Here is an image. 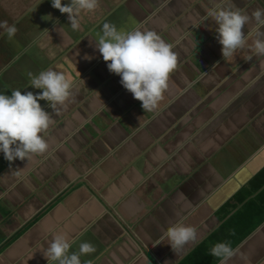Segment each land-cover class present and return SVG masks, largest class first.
I'll return each mask as SVG.
<instances>
[{
    "label": "crops",
    "instance_id": "1",
    "mask_svg": "<svg viewBox=\"0 0 264 264\" xmlns=\"http://www.w3.org/2000/svg\"><path fill=\"white\" fill-rule=\"evenodd\" d=\"M219 6L250 15L264 0H99L79 31L52 0H0V21L18 29L11 39L0 29V94L41 93L27 74L49 68L74 85L59 113L38 101L53 121L44 154L0 153V264H48L58 233L70 252L95 247L82 264H220L210 249L221 242L236 252L228 264H264V56L223 58L207 17ZM105 22L174 46L155 111L96 49ZM180 221L197 237L175 254L160 237Z\"/></svg>",
    "mask_w": 264,
    "mask_h": 264
},
{
    "label": "clouds",
    "instance_id": "2",
    "mask_svg": "<svg viewBox=\"0 0 264 264\" xmlns=\"http://www.w3.org/2000/svg\"><path fill=\"white\" fill-rule=\"evenodd\" d=\"M99 0H70L65 5L63 0H52V7L62 14H67L73 31L81 29L82 13H93ZM216 25L217 39L222 45L225 60L235 56L237 51L248 48L246 57L264 56V9H255L251 14L231 7H214L207 12ZM253 25L247 35L243 29ZM9 39L18 29L8 21H0ZM95 47L107 63L110 73L121 78L122 86L134 99L141 102L145 113L155 111L168 89L170 75L177 68L178 58L173 45L152 30H118L114 24L105 22L102 34H98ZM30 86L41 89L39 94L13 90L11 95L0 94V153L4 159L14 162L17 159L30 162L36 155L46 152L49 145L42 134L47 133L53 123L50 113L42 108L38 101H47L48 107L59 113L72 95V81L62 71L49 68L38 75L29 72ZM20 170L15 174L19 175ZM197 231L180 221L170 226L160 237L167 239L172 251L178 254L189 242L195 241ZM71 242L63 234H55L43 252L48 264H82L81 256L94 253L95 247L88 242L81 243L77 252H70ZM210 254L220 260V264L236 255L228 243H217L210 249ZM87 264H92L88 261Z\"/></svg>",
    "mask_w": 264,
    "mask_h": 264
}]
</instances>
